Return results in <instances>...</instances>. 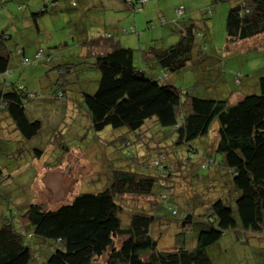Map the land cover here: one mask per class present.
<instances>
[{"label":"trees","instance_id":"obj_1","mask_svg":"<svg viewBox=\"0 0 264 264\" xmlns=\"http://www.w3.org/2000/svg\"><path fill=\"white\" fill-rule=\"evenodd\" d=\"M8 1L11 0H0V9H7ZM23 2L25 0L15 1L17 11H26L37 30L39 17L57 3L56 0L45 1L32 10L28 6L27 10ZM145 2L125 1L135 11ZM70 5L74 6L75 2ZM205 12L210 13V9ZM3 18L0 15V111L11 123L0 127V135L14 129L21 136L20 140L31 141L39 132L41 122L28 117L24 103L32 100L36 91L14 81L15 75L10 69L13 53L7 50V43L14 44L11 34L14 26L12 22H2ZM123 31L135 32L132 26ZM225 33L230 43L249 39L257 45L263 42L264 0H231ZM196 35L199 32L195 24L188 21L175 43L141 49L136 56L140 62L150 60L151 67L162 74L153 77L134 64L135 49L123 47L109 33L84 42L86 66L99 73L95 91L82 93L90 127L95 132L105 127L126 129L123 134L133 133V138L120 135L116 141L120 140L122 147L135 143L137 150L141 146L140 154L128 152V160L132 163L119 160L124 164L116 170L108 167V163L104 173L107 183L100 191L72 195L54 209L45 207L35 198L26 203L20 213L3 216L0 220V264H34L31 249L25 244V238L31 235L55 245L53 253L42 264H213L207 248L219 243L227 232H234L242 243L252 238L264 240V73L258 77L257 93L246 94L234 102L229 101V97L191 95L188 90L165 82L167 71H177L190 62ZM13 52L22 66H35L44 60L41 50L35 52L31 61L24 58L23 48L16 47ZM240 76L239 73L234 76L236 83L240 82ZM65 91L60 85L55 97L65 101ZM152 122L167 131L152 134L147 139ZM213 123L212 143L208 133ZM154 136H160L156 142L160 148L170 142L167 149L205 137L202 144L209 153H218L222 159L217 163L206 155L201 167H212L209 176L215 181L218 169L223 167L229 183L231 177L234 194L228 201L214 200L196 215L188 206L181 208L172 176L177 175L185 181L188 175L176 174L178 170L172 173L166 164L169 163L166 154L171 150L152 149L155 146L149 143H153ZM6 139L9 138L6 136ZM144 149L156 152L157 159L149 161ZM191 151L196 152L193 148ZM43 153L35 149L32 158L39 160ZM124 165L128 168L140 166L149 171L124 170ZM48 167L43 165L42 169L48 170ZM193 193L197 194L196 189ZM139 198L144 204L138 206L134 203ZM160 208L168 211L167 216L156 214ZM170 221L175 222V227L168 225ZM192 226L197 230L195 246L188 248L185 232ZM172 232L176 236L175 248H171L175 244L169 243L170 247L162 240ZM158 234L163 246L159 249L155 239ZM115 237H122L118 246L114 244ZM167 239L169 241V237Z\"/></svg>","mask_w":264,"mask_h":264},{"label":"rangeland","instance_id":"obj_2","mask_svg":"<svg viewBox=\"0 0 264 264\" xmlns=\"http://www.w3.org/2000/svg\"><path fill=\"white\" fill-rule=\"evenodd\" d=\"M15 1H8L7 9H0V15L4 16L2 22H12L14 26L11 33L14 44L7 43V50L13 53L10 69L15 75L14 81L35 89V97L25 101L24 107L28 117L41 122V128L31 141L20 140L21 136L14 129L11 133L2 132L0 135V220L9 213H20L25 204L35 198L45 207L54 209L72 195L100 191L107 183L104 173L108 163V167L116 170L124 164L119 160L125 159L130 162L129 165L132 163L128 160V152L140 154L141 146L137 150L135 143L122 147L121 141H116L120 135L133 138V133L123 134L126 129L105 127L95 132L90 127L82 93L95 91L99 73L86 66L87 58L83 55L84 42L88 40L109 33L123 47L135 49L134 64L144 69L147 76L153 77L159 71L151 67L150 60L140 62L136 57L140 50L150 45L167 47L175 43L184 24L192 21L199 32L194 39L192 58L186 67L167 71L164 81L178 89L188 90L191 95L217 99L229 97L231 102L258 92V77L264 73V41L258 45L252 39L227 42L225 18L231 0H146L137 11L126 5V0H56V6L39 17V30L31 25L26 11H17ZM45 1L51 0H25L23 8L28 10L29 6L32 10V7ZM72 1L74 6L70 5ZM208 9L210 13L205 12ZM131 26L135 32L124 33L123 30ZM16 47L23 48L24 58L30 61L35 52L41 50L44 60L35 66H22L13 52ZM238 73L241 75L240 82L236 83L234 76ZM60 85L66 89L65 101L55 97ZM230 91L232 95H229ZM5 117L6 114L0 111V127L11 123ZM213 125L208 133L212 143L215 137ZM151 126L147 139L152 134L167 131L153 122ZM159 137L149 145L155 146L154 150L166 152V145L170 142H165L161 149L156 143ZM203 139L205 137L168 147L167 150H171L166 154L169 163L163 161L171 167L172 173L178 170L176 174L188 175L186 183L184 178L181 181L179 176H172L175 179L174 190L177 199H180L178 205L181 208L190 207L195 215L214 200L228 201L234 194L231 177L229 183L223 167L218 169L216 181L209 176L212 167H201L206 155L217 163L222 159L218 153H209L201 142ZM191 148L196 152H192ZM35 149L44 151L39 160L32 158ZM145 153L149 161L158 157L154 151L146 150ZM59 163L62 165L59 166ZM43 165L49 166V169H42ZM123 169L149 171L135 165L130 168L124 165ZM195 189L197 194L193 193ZM141 200L139 198L134 204H144ZM230 205L233 206V203ZM167 213L166 209L156 210L159 216H167ZM173 224L175 222L170 221L168 225L173 228ZM196 232L195 226L185 232L186 247L195 246ZM155 237L157 248H163L160 235ZM120 239L122 237L114 238L116 246ZM162 240L167 246L177 243L174 232L164 235ZM25 244L31 249L34 264L44 263L55 249V245L36 235L25 238ZM175 247L176 244L171 248ZM207 253L213 264H264V240L252 238L242 243L230 231L219 243L209 246Z\"/></svg>","mask_w":264,"mask_h":264},{"label":"crops","instance_id":"obj_3","mask_svg":"<svg viewBox=\"0 0 264 264\" xmlns=\"http://www.w3.org/2000/svg\"><path fill=\"white\" fill-rule=\"evenodd\" d=\"M5 132V131H4ZM6 133V132H5Z\"/></svg>","mask_w":264,"mask_h":264}]
</instances>
